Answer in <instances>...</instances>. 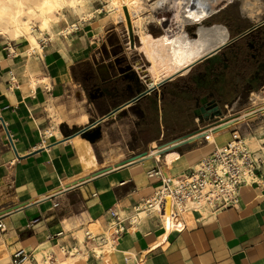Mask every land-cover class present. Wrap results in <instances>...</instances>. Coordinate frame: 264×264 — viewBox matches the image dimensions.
<instances>
[{"label": "crops", "instance_id": "obj_1", "mask_svg": "<svg viewBox=\"0 0 264 264\" xmlns=\"http://www.w3.org/2000/svg\"><path fill=\"white\" fill-rule=\"evenodd\" d=\"M89 19L62 18L60 26L76 22L77 29L39 37V47L0 36V264H12L17 248L30 253L24 264H38L35 254L41 251L53 262L59 253L70 256L61 247H78L81 227L101 232L108 208L127 215L152 192L159 179L146 171L154 159L164 174H181L220 136L228 140L235 127L217 130L213 142L187 134L188 125L175 135L172 123L163 122L164 107H179L171 96L164 107L157 97L154 121L145 105L152 91L145 100L126 102L147 85L134 66L126 69L124 59L98 58L92 33L98 30ZM230 45L214 56L229 52ZM222 86L226 91L225 81ZM87 124L100 128L92 142L75 130ZM165 131L172 133L167 139ZM145 147L153 148L130 159ZM259 181L240 186L236 207L186 209L172 225L164 214L147 215L128 225L115 247L99 257L86 252L84 242L81 264H264V180Z\"/></svg>", "mask_w": 264, "mask_h": 264}, {"label": "bare ground", "instance_id": "obj_2", "mask_svg": "<svg viewBox=\"0 0 264 264\" xmlns=\"http://www.w3.org/2000/svg\"><path fill=\"white\" fill-rule=\"evenodd\" d=\"M232 1L107 0L104 4L108 13L105 19H109V24H113L115 29L121 30V34L127 40L125 43L127 54L135 52L140 56L133 64L134 68L137 69L147 86H154L165 79H174L186 74L193 64L207 54L209 55L210 52L217 51V48L228 41L227 27L220 22L208 19ZM254 2V0H241L240 11L242 13L248 11L252 14ZM91 4V0H0V36L8 40L25 38L33 47H39L34 35L35 23H37L38 33H47L51 38L57 33H68L77 27L76 22L68 23L64 28L57 27L55 32L52 27L58 25L59 19L66 18V10L79 15L80 21L91 18L95 15L94 11L100 12L101 8L93 9ZM150 24L158 25L161 31L158 34H152L148 28ZM192 26H194L193 30H191ZM133 36L136 37L137 42L134 41ZM141 60L144 64H141ZM263 114L264 96L255 94L253 103L249 106L227 114L215 123L199 128L191 136L198 135L204 138L207 134L208 140L213 142V135L217 130L232 124L239 129L250 146H256L259 134L262 132L257 135L259 129L250 127L248 121ZM249 138L252 139L249 141ZM220 143L215 146H223L224 142ZM173 154H176L175 151ZM174 178L173 174L166 176L170 182H173ZM260 180L263 182L264 177ZM186 209L189 208L178 212ZM173 210L166 209L165 214L162 213L164 220L171 225L181 220L178 212ZM139 215L142 216L143 212ZM80 232L82 236L78 235L79 246L71 250L70 256L59 253L56 257L57 261L53 262L49 261L47 255L43 257L45 252L41 251L35 254L38 264H81L84 262V257L78 254L84 255L82 250L85 246L83 233ZM94 248L99 251L96 245Z\"/></svg>", "mask_w": 264, "mask_h": 264}, {"label": "built area", "instance_id": "obj_3", "mask_svg": "<svg viewBox=\"0 0 264 264\" xmlns=\"http://www.w3.org/2000/svg\"><path fill=\"white\" fill-rule=\"evenodd\" d=\"M75 29L77 27L73 30ZM9 73L10 78L13 79L12 73ZM261 88L264 91V87ZM224 106L225 110H229V104L225 103ZM221 114L222 111L213 118L202 120L209 125L218 121ZM199 121V117H195L197 125ZM261 127L263 131L256 146H250L239 129L232 128L230 138L223 146H215L208 154L201 157L195 166H190L183 173L174 175L173 182L166 179L167 174L163 173L154 159L155 166L149 168L146 173L149 177H157L159 183L148 196L132 205L127 215L120 214L116 209L108 208V222L101 232H93L87 226L80 228L84 242L88 243L85 246L86 252L99 257L105 251L115 247L114 240L121 237L128 225L138 223L147 215L160 218L167 208L172 207L177 212L184 208L190 210L207 208L210 212H217L226 207H236L239 203L240 186L259 184L261 183L260 178L264 176V120ZM202 139L208 141L207 134ZM140 212H143L142 216L139 215ZM3 227L4 224L0 221V229ZM105 231L108 232L105 233ZM60 233L62 232H57L58 235ZM92 245L94 247L96 245L99 251ZM61 248L71 253V250L77 247L73 245L67 249H64V246ZM47 256L48 259L52 257L51 254ZM30 260V253L24 248H17L11 254L12 264H24Z\"/></svg>", "mask_w": 264, "mask_h": 264}, {"label": "flooded vegetation", "instance_id": "obj_4", "mask_svg": "<svg viewBox=\"0 0 264 264\" xmlns=\"http://www.w3.org/2000/svg\"><path fill=\"white\" fill-rule=\"evenodd\" d=\"M222 56L226 57L225 64L220 59ZM220 58L213 59L209 67L202 65L196 69L187 83H178L171 89L167 88L168 83H161L162 87L157 92L159 100L161 94L171 92V103L179 102V107L185 106L187 111L191 109L194 115L192 121H195L197 116L199 120L204 119L214 106L222 111L225 103H237L241 95L249 97L255 90L264 87V28L257 26L235 39L229 46V52H221ZM223 81L226 91L221 90ZM182 94H187L193 102ZM237 94L239 95L236 97ZM177 95H181V98H177ZM225 96L236 98L223 100ZM189 103L191 106H188ZM197 108L200 109L195 113ZM168 125L165 124L164 127Z\"/></svg>", "mask_w": 264, "mask_h": 264}, {"label": "rangeland", "instance_id": "obj_5", "mask_svg": "<svg viewBox=\"0 0 264 264\" xmlns=\"http://www.w3.org/2000/svg\"><path fill=\"white\" fill-rule=\"evenodd\" d=\"M107 0H91L92 2V8L96 9V8H100V12L94 11L95 16H97V20H94V17H91L88 21H91V23L93 24V27L95 29H97L98 31L93 30V34L95 35V44H93L94 46H96V51H99L98 53V58H101L102 56H106V57H112V60H114V58L120 57L122 59L125 60L124 63L126 64V69H133L132 66H134L133 64L136 62L137 58H140V56L137 54L131 53L130 55L127 54L128 51L126 50V38L124 35H122L121 30L120 29H115L113 24H109V19H105V17H107V12H106V8L104 7V4H106ZM254 4L252 6L253 11L252 14H249L248 11L247 12H241L239 9V5L241 0H233L231 3L227 4L224 9L220 10L218 13L214 14L213 16H211L208 20L209 21H215V22H220L222 24H224L223 22H221L220 20H225L227 22H229V24L232 26V28H234V30H241V29H246L248 27H250L251 25L261 21L262 19H264V0H254ZM105 8V9H104ZM249 14V15H248ZM65 16L68 18H72V17H78L79 15H76V13L72 12L71 10H66L65 11ZM257 16V18H256ZM256 18V19H255ZM255 19V20H254ZM61 19H59L58 21V25L53 26L52 29L55 32V29L57 27H64V26H60L61 25ZM97 22V24H96ZM70 23V22H69ZM37 23L34 24V35L36 36L37 40L39 37H44L47 36V33H38V27L36 25ZM66 25V24H65ZM68 25V24H67ZM102 25V26H101ZM225 25V24H224ZM36 26V28H35ZM226 26V25H225ZM91 29V25L88 26ZM150 32H155V33H159L161 31L160 27L158 25L155 24H150L148 26ZM194 26H192L191 30H193ZM58 30V29H57ZM100 30V32H99ZM229 32V31H228ZM153 34V33H152ZM155 35V34H154ZM49 36V35H48ZM98 36V37H96ZM134 37V36H133ZM126 40V41H125ZM134 41L137 42L136 37H134ZM38 47V46H37ZM141 64H144V61L141 60ZM199 65H196V69L200 68L198 67ZM188 73V72H187ZM186 73V74H187ZM183 75L182 77L186 76ZM177 78V77H176ZM165 80H174V79H165ZM163 80V81H165ZM161 81V82H163ZM161 82L160 84L158 83L157 88L161 89ZM173 85H169L168 89H171L170 87H172ZM255 94H258L260 96H264V91L263 88H260L258 90H255L254 93L252 95H250L249 97H246L245 95H241V99L239 100V102H234L233 104H229V110H222V114L221 117H224L227 114H231V113H235L237 111H239L242 108H245L247 106H249L250 104L253 103V98L255 96ZM231 97L229 96H225L223 97L224 99H229ZM222 103V102H221ZM165 105V104H164ZM179 108V107H178ZM190 109V108H188ZM184 111V112H183ZM186 111V107L185 106H181L179 108V111L176 113V115H173L169 112V110L166 111V113L164 114V124H169L172 123L171 125V132L175 133V135H180V129H182L184 126L188 125L189 126V130H187V134L191 131L194 132L196 130H198L199 128L206 126V121L204 120H200L198 125L195 121H192V114L190 112V110ZM264 120V116H257L251 120L248 121V124L250 127L256 129L257 133H259L260 131H262V128H258V126H261L262 121ZM200 126V127H198ZM170 131H165V138H169L171 136ZM184 133V132H183ZM227 134H224L222 136H220L218 138L219 142H225V139L228 137ZM158 143V142H157ZM159 144V143H158ZM165 145V144H160ZM154 147V146H153ZM153 147H145V152L139 154V155H143L145 153H147L149 151V149L153 148ZM140 151H138L137 153H140ZM193 153H191L189 156H191ZM139 155L134 156L130 159H135L137 158ZM129 160V159H128Z\"/></svg>", "mask_w": 264, "mask_h": 264}, {"label": "trees", "instance_id": "obj_6", "mask_svg": "<svg viewBox=\"0 0 264 264\" xmlns=\"http://www.w3.org/2000/svg\"><path fill=\"white\" fill-rule=\"evenodd\" d=\"M220 21L223 22L226 25V27H227V29L229 31L230 36H233L235 33H239V32H241L243 30V29H241V30H236L235 29L234 30V28H232V26L229 24V22H227L225 20H220ZM258 27L264 28V23L261 24ZM152 33L153 34H157L155 32H152ZM218 56H220V55H218ZM217 58L218 57L217 56H214V54H213V55L207 57L206 59H204L201 64L206 65L205 67H209L210 66V63L212 62V60L213 59H217ZM220 59L223 60V63L224 64L227 61L226 60V57H223V56ZM195 71H196V68L195 67H192V68H190V70L188 71V73L186 74V76H184V77L179 76L177 78H174V80H167L164 83H168V85H173V86H176V85H178V83H181V82H186L187 83V82L190 81V77L195 73ZM170 93L171 92H169V94L168 93H163V94L160 95V106H163L164 107V104H165L164 101L166 100V97H167L166 95L168 94V96H171ZM183 95H185V94H182V96ZM157 97H158V94H157V92H156L155 89L152 90V93L150 94V96H147L146 97L147 100H146V104L145 105L147 107V114H148V118L151 119L152 121L157 120V116H158V114H157V112H158ZM185 97L189 98L187 94L185 95ZM141 98H143L145 100V96H142ZM189 100H190V102L192 101L190 98H189ZM188 106H191V104L189 103ZM163 109L165 111L169 110V112L171 114H173V115H176V113L179 111V109L176 108V107H174V106L173 107L172 106L164 107ZM163 118H164V116H163ZM154 124H156V123H154ZM76 129L77 128H75V130ZM154 134L157 136V132L154 133ZM162 142L163 141H161V143Z\"/></svg>", "mask_w": 264, "mask_h": 264}, {"label": "water", "instance_id": "obj_7", "mask_svg": "<svg viewBox=\"0 0 264 264\" xmlns=\"http://www.w3.org/2000/svg\"><path fill=\"white\" fill-rule=\"evenodd\" d=\"M262 23H264V19L261 20V21H259V22H257V23H255V24H253V25H251L250 27H248V28L242 30V31L239 32L237 35L231 37L230 40H228L225 44H223L222 46H220V47L217 48V49H218V50L221 49V48H222L223 46H225L227 43L234 41L235 39H237V38L240 37L241 35H243V34L249 32L250 30H252L253 28L257 27L258 25H260V24H262ZM212 52H213V51H212ZM212 52H210L209 55L207 54V56H205L204 58H207L208 56H210V55H212L213 53H215V52H213V53H212ZM211 53H212V54H211ZM204 58H202V59H204ZM202 59H201V60H202ZM193 65H194V64H193ZM105 67H106V66H105ZM165 81H167V80H165ZM165 81H163V82H165ZM161 83H162V82H161ZM159 84H160V83H159ZM154 88H155V86H153V85H151V86H146V87H144L142 90L138 91L135 95H133V96H132L128 101H126V102H130V101L137 100V99H139L140 97H142L143 95H145V94L149 93L150 91H152ZM212 103H214V102H212ZM199 109H200V108H199ZM199 109H198V108L195 109V110H194L195 113H197V111H198ZM202 109H203V107H201V110H202ZM220 113H221V110H220L217 106H214V107L211 109V112L209 113V115H205V118H206V119L213 118L214 115H219ZM76 130L80 132L81 136L87 138V139H88L89 141H91V142L94 141L95 138H97V137L99 136V134H100V128H99L98 125H97V126H91V127H90V125L87 124V125H85V126H82L80 129H76ZM189 133H191V132H189ZM189 133H188V134H189ZM186 135H187V134H186ZM184 136H185V135H184ZM182 137H183V136H181L180 138H182ZM145 151H146V150H145ZM145 151H142V152L136 154L135 156H137V155H139V154H141V153H143V152H145ZM132 157H134V156H132ZM132 157H131V158H132Z\"/></svg>", "mask_w": 264, "mask_h": 264}]
</instances>
